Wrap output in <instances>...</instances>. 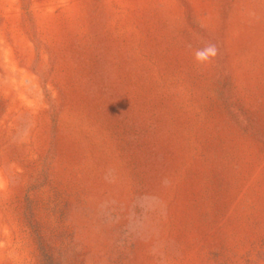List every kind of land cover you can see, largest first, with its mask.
<instances>
[{
	"label": "rangeland",
	"instance_id": "rangeland-1",
	"mask_svg": "<svg viewBox=\"0 0 264 264\" xmlns=\"http://www.w3.org/2000/svg\"><path fill=\"white\" fill-rule=\"evenodd\" d=\"M0 264H264V0H0Z\"/></svg>",
	"mask_w": 264,
	"mask_h": 264
},
{
	"label": "clouds",
	"instance_id": "clouds-1",
	"mask_svg": "<svg viewBox=\"0 0 264 264\" xmlns=\"http://www.w3.org/2000/svg\"><path fill=\"white\" fill-rule=\"evenodd\" d=\"M218 55V49L214 44H208L203 48L197 49L195 59L198 63H210Z\"/></svg>",
	"mask_w": 264,
	"mask_h": 264
}]
</instances>
